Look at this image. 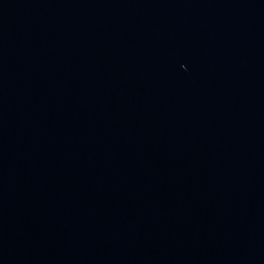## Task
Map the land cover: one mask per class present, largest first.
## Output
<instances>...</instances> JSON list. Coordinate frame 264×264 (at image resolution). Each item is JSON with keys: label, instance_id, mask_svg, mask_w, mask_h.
<instances>
[{"label": "water", "instance_id": "water-1", "mask_svg": "<svg viewBox=\"0 0 264 264\" xmlns=\"http://www.w3.org/2000/svg\"><path fill=\"white\" fill-rule=\"evenodd\" d=\"M0 264H264V0H0Z\"/></svg>", "mask_w": 264, "mask_h": 264}]
</instances>
